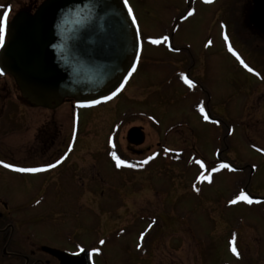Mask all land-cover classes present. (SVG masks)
<instances>
[{
    "label": "rangeland",
    "instance_id": "1",
    "mask_svg": "<svg viewBox=\"0 0 264 264\" xmlns=\"http://www.w3.org/2000/svg\"><path fill=\"white\" fill-rule=\"evenodd\" d=\"M43 1L45 0H0V6H3L0 7V17L7 5L11 8L8 18L12 19L19 11L27 7H32L34 10ZM130 2L140 29L143 45L142 65L137 73L123 85L124 87H121L112 105L90 115L87 111L78 112L81 122L84 121V123L80 127L78 153L74 156L78 161L76 166L75 164L70 168L62 166L56 171L50 170L43 175L36 174L32 178L19 179L8 176L6 178L8 184L5 185L9 186L11 191L8 187L7 189L0 187V193L8 191V196L14 204L28 205L32 212L42 213L35 216L37 219L34 220L32 229L35 226L39 228L42 216L47 215L37 236L48 241L49 244L61 240L65 246H71V243H74L90 248L92 244L97 243V249H101L103 255L96 258V264H129L132 263L130 260L134 259L126 255L125 242L112 241L103 246L104 241L101 239L107 236L108 232H113L115 228L113 223L120 221L117 215L108 214V212L119 214L122 189L123 193L128 194L130 212H136L135 208L141 207L144 201L145 207L147 203L151 206V213L150 215L145 214L146 218L150 220L156 217L157 222L164 225V227H159L157 232L155 229H149L148 225L145 227L144 222L138 223V226H130L134 228L133 230L129 228L127 236L135 235L132 239L129 237L132 242L130 247L134 254L138 252L135 239L139 233L144 232L145 238H158L159 240L170 238L173 241L172 245L163 241L162 245L152 252L157 254L154 264H259L261 260H264V202L232 204V190L237 187L242 188L244 184L236 176L219 178L215 184L216 190L215 188L213 190L210 185L208 188L204 185L203 195L197 196L193 187L192 194L187 196L183 191L189 188L190 183L194 184L204 180L197 166H194L192 173H185L183 163H173L171 165L177 166L176 175L173 174L177 192H173L172 200L169 197L162 207H158V203L151 202L154 201L151 198L154 194L153 190H148L144 198L136 200L133 197L135 195L133 191H136L137 186L136 181L140 182V178L127 174L118 176L113 171V167L106 162L107 155L104 149L107 135L112 126L118 120H122L121 116H127L129 120L126 128L140 125L146 128L144 131L148 137L145 143L139 145L140 148H134L135 150L155 146L156 143L161 142V136H163L161 132L173 128L178 133L172 135L170 141L172 140V143L176 145L177 151H184L189 145L194 149L197 157L209 159L221 144L222 138L215 127L204 124L201 117L197 115L196 109L199 104L197 97L189 99L185 96V91L180 94H177L179 91L177 93L174 91L177 85L171 79L173 72L170 63L173 55L170 54V50H159L156 44L150 42L151 39L161 40L165 36L161 33L169 26V16L164 11V5L168 4L169 0H141L140 3L130 0ZM224 6L226 11L230 9V4L225 3ZM190 24L187 32L177 35L173 42L179 47L190 45L196 56L193 65L201 67L206 59L205 56L201 57V52H199L201 50L200 41L208 34L209 24L198 18L192 20ZM217 50L218 47L215 45L210 50L214 52V57L206 62L212 63L211 67L217 68L222 74L223 93L225 94L226 89L229 90L233 85L234 79L238 75L242 76V73L235 74L230 68L227 57L223 54L217 55ZM212 78L215 79V83H220V75L213 76L212 73H208L207 81ZM200 80L202 81V77ZM9 88L0 92V111L5 103V109H9L11 103L9 101L16 100L15 107L12 106L11 111L16 110L20 115L23 114L24 119L15 116L9 118V124L17 127L25 125L27 129L17 135L10 133L7 141L16 142L17 144L13 145L21 146L20 158H26L25 162L30 163L33 155L30 156L29 150L33 143L39 141L47 143L48 141L46 139L48 135L43 134L45 120L52 121L56 118L59 124L63 122L60 139L58 140L55 133L49 136V142L52 138H57L54 144L62 145L68 135L72 110L68 103L62 104L55 110L21 108L17 102L19 92L17 90L14 92L10 86ZM233 116L230 115L229 118ZM146 122L161 130L155 129L156 133L153 127L150 128L151 126ZM123 130L121 128L119 132L122 148L132 154L125 141L127 133ZM245 137L240 133L234 135V142L238 148L231 153L232 155L230 154L231 158L240 160L243 157L249 163L260 162L262 158L255 155L249 148ZM249 140L264 145V134H251L248 137ZM39 147L40 145L37 146ZM52 148L54 147L51 143L49 149ZM1 151L5 152L4 149ZM183 157L185 158V154ZM146 175L150 176L142 177L141 182L149 179L150 182L147 184H152L151 186L155 189L160 186L161 182L168 184L167 166L162 161ZM132 178L134 184L131 182ZM28 180L32 184L29 185L32 187V192H26L28 184L26 185L25 181ZM41 182L45 184L46 189L40 187ZM125 183L131 185L126 190L123 188ZM144 185L143 183L138 184L142 187ZM138 186L136 188H139ZM179 189L182 190H180L181 193ZM263 189L264 168H260L251 190L264 197V192L260 193ZM92 190L95 194H92ZM156 205H158L157 208ZM232 206L236 209H229ZM147 211L149 210L142 213H148ZM104 221H106L105 224ZM134 221L136 219L129 220L130 223ZM233 247L236 252H233ZM149 250L150 247L148 252Z\"/></svg>",
    "mask_w": 264,
    "mask_h": 264
},
{
    "label": "flooded vegetation",
    "instance_id": "2",
    "mask_svg": "<svg viewBox=\"0 0 264 264\" xmlns=\"http://www.w3.org/2000/svg\"><path fill=\"white\" fill-rule=\"evenodd\" d=\"M134 1L137 3L141 2V0ZM127 3L131 7L130 0H128ZM225 3L230 4V9H227L228 11H226L224 6ZM160 6H162V3H160ZM254 9L255 0H169L168 4L164 5V11L167 12L169 16V26L161 34L167 36L168 40L164 41L162 38L160 40L161 43L156 44V46L159 50L169 49L170 54L173 55L171 56L170 65L173 72L171 79L177 85L174 91L176 93L179 91L177 94L185 91V96L189 99L197 97V101H199L196 109L197 115L201 117L204 124L211 125L212 128L215 127L218 133L222 135V138L221 144L214 150L213 155L209 159L197 157L196 152L189 145L184 151H177L176 145L172 143V140L170 141V138L178 133V131L173 130V128L162 131L161 133L163 136H161V142L156 143L155 146H148L145 149L135 150L134 148L140 147L128 141V134L132 128L141 127L144 130L146 128L141 125L126 128L129 124V120L127 116H121L120 119L122 120H116L117 122L112 126V129L107 135L104 151L106 150L107 164L113 167V171H115L118 176H120V174H127L129 176L138 177L140 178V182L136 181L135 185L138 186L139 183L145 184L144 187H135L136 191H133L135 194L133 197H135L136 200L141 199V197L144 198L145 195L148 194V190H153L152 193L154 194H149L152 195L151 198L154 201H150L154 202V204L158 203L159 206L156 205V208L157 206L162 207L167 198L169 199L170 197L172 200L173 192H177L176 180L173 178L177 166L171 164L179 162L183 163V172L192 173L194 166H197L202 177L210 176L212 180L211 183L206 179H202L204 181H197V183L194 184L190 183L192 186L189 184V188L183 191L187 196L192 194L193 187L198 194H196L197 196L203 195L202 190L205 189L203 188L204 185H206V188L210 185L214 190L215 184L219 178L236 176L240 182H244V184L242 188L237 187L232 190V200L237 198L241 192H244L253 201L264 202V197L251 190L253 181L257 177L260 168H264V145L262 143L251 142L252 140L248 141V137L251 134H264V31L256 25L253 19ZM24 10L33 11L32 7H27ZM132 12L134 14L133 9ZM189 12L192 13L191 16L188 15ZM196 18L206 21L209 24L208 34L200 41L201 50L199 52H201V57L205 56L206 60L213 58L214 52H210V50L216 45L218 47L216 52L217 55L223 54L227 57L230 68L235 74L242 73V76L238 75V77L234 79L233 85L229 90L226 89L225 94L223 93L224 79L220 71L217 68L211 67L212 63H207L206 60L202 63L201 67H196L193 65L195 64L194 58H196V56L192 48H190V45L188 47H179L173 42L177 35L187 32L188 28L191 26V21ZM229 48H231V51H229ZM184 54L185 56H183ZM257 59H259V61H257ZM141 65L142 62L140 60L139 66ZM245 65H247V67H245ZM249 69H251V71H249ZM208 73H212L213 76L220 75V83H215L214 78L207 81ZM185 77L191 81L194 86H189V84L185 82ZM201 77L202 81L200 80ZM9 86L12 87L14 92H16V90L18 91L13 78L3 75L0 72V92L10 89ZM17 98V102L21 108H33L22 98L20 92ZM6 99L8 100V98ZM15 101L14 99L9 101L11 102L9 109H5L6 103L2 101V103L5 104L0 111V141L2 140V142H0L2 145L0 146V187H5V189H7V187L10 188L5 185L8 184L6 182L8 176H14L19 179L32 178L33 175L36 174L43 175V173L50 170L56 171L62 166H67L69 168L74 164L76 166L78 161L74 156L78 153L80 127L82 123H84V121L81 122L78 112L87 111L89 112L88 115L93 114L95 111H101L112 105L115 99H107L97 105L89 107H80L73 101H67L66 103L70 104L72 114L70 116L69 131L66 140L62 142V145H59L60 147L55 145V140L57 138L59 140L62 134L61 126L63 122L59 124V120L56 118L52 121L45 120L43 134L45 136L48 135L46 137L48 141L47 143L44 141L33 143L32 148L30 147L29 150L30 156L33 155V159L30 158V163L25 162L27 161L26 158H20L19 154L22 152L21 146L13 145L16 142L7 141L10 133L17 135L27 129L25 125L17 127L16 125L9 124V118L19 116L21 119H24L23 114L20 115L16 110L11 111L12 106L15 107ZM201 107H203L204 112L200 111ZM205 115L208 116V120L204 119ZM230 115L234 116L229 118ZM140 118L144 119L142 116H140ZM146 123L151 126L150 128L153 127L154 130H161L160 128L154 127V125L149 122ZM121 128L127 133L125 141L127 143V148L132 154H129L127 149L124 150L122 148L123 145L119 137ZM45 129H47V131H45ZM145 132L146 131H144V134ZM155 132L157 133L156 130ZM53 133L58 137L52 138L49 142L51 134ZM237 133H240V135L244 137L246 136L245 139L247 140L249 148L255 155L262 158L260 162L249 163L246 162V159L243 157H241L240 160L231 158V153L238 148L234 142V135ZM146 134L145 141L148 137ZM51 143L54 148L50 150L49 144ZM186 143L188 144V141H186ZM39 145L40 147L37 148ZM3 149L5 152L1 151ZM112 153H115L120 159L124 160L125 166L116 167ZM184 154L185 158L183 157ZM145 160L149 162L147 164H142L141 162ZM160 161L167 166L168 184L161 182L160 186L155 189L151 186L152 184H147V182H150L149 179L143 182H141V179L142 177L148 178L150 175L148 176L146 174L156 165H160ZM197 161L202 162L204 168H201L200 163ZM5 163L14 167H35L48 170L39 173H20L13 171L11 168L3 167ZM221 163H228L234 171H229L228 169L212 171V169L218 168ZM52 164H57L58 166L51 168L50 165ZM127 164H132L134 167L129 168L126 166ZM132 180L131 182L134 184V179L132 178ZM25 183L26 185L28 184V190L26 192H32V187H30L32 184L30 181H25ZM163 185L165 187L164 189ZM123 186L126 190L127 187L131 185L125 183ZM40 187L46 189L43 182H41ZM197 188L199 192L196 191ZM216 189L217 188H215V190ZM180 190L181 189H179V191ZM262 192H264V189L260 193ZM92 194H95L94 190H92ZM162 195H164V197H161ZM93 200H95L94 197ZM119 202V214L116 212H108V214L117 215L120 221L113 223L115 227L113 232H108L107 236L101 238L104 241L103 246H106L108 242L123 241L125 242L124 249L127 253L126 255L134 258L130 260L132 263L129 264H154L157 254L152 252L162 245L163 241L172 245V239L159 240L158 238H145L144 232L139 233L138 237L135 239L138 252L134 254L133 249L130 247L132 244L130 238H134L135 235L130 234L127 236L130 226H138V223L144 222V225H146L145 227L148 225L149 229H155L157 232V229L159 227H164V225H160L156 217L151 218V221L146 218L145 214L150 215L151 213V206L147 203V207H145L144 201L141 207L135 208L136 212H130L128 194L123 193V189ZM237 203L240 204L244 202L238 201ZM88 208L91 209L90 207ZM233 208L236 209L235 206L229 209ZM145 210H149L147 211L148 213H142ZM41 214L42 213H37L36 211L32 212L28 205L14 204L8 196V191L0 193V264H63L64 262L54 256L53 252L59 251L64 254L68 253L70 256L74 257L79 255L83 250H88L90 252L92 263L96 264V258L103 255L102 251H100L101 249H97V243L92 244L90 248L74 243H71V246H65L61 240L49 244L48 241L43 240L40 236L38 237V232L40 233L43 227V221L46 220L47 215L42 216L43 219L40 222L41 226L39 228L35 226L32 229V226L34 220L37 219L35 216ZM142 214H144V216ZM130 219H136V221L130 223ZM105 222L106 221H104V224ZM133 228L134 227H131L130 230H133ZM149 247L150 250L148 252ZM64 264L75 263L66 262ZM259 264H264V260H261Z\"/></svg>",
    "mask_w": 264,
    "mask_h": 264
},
{
    "label": "water",
    "instance_id": "3",
    "mask_svg": "<svg viewBox=\"0 0 264 264\" xmlns=\"http://www.w3.org/2000/svg\"><path fill=\"white\" fill-rule=\"evenodd\" d=\"M128 8L123 0H46L34 13L21 11L8 25L0 71L34 108L95 104L136 69L141 44ZM253 19L264 31V0H255ZM128 141L143 144L142 128L131 129ZM53 254L64 263L92 264L86 252Z\"/></svg>",
    "mask_w": 264,
    "mask_h": 264
},
{
    "label": "snow or ice",
    "instance_id": "4",
    "mask_svg": "<svg viewBox=\"0 0 264 264\" xmlns=\"http://www.w3.org/2000/svg\"><path fill=\"white\" fill-rule=\"evenodd\" d=\"M128 0H125V4H127ZM0 7H3V6H0ZM11 11V8L9 7L7 10H5L3 12V15L2 17H0V46H3L4 45V41H5V33H6V29L8 27V17H9V13ZM128 13L129 15L132 16V22L135 24L136 23V18L135 16L132 14V9L131 7L128 8ZM189 16L192 15L191 12L188 13ZM136 32L137 34H139L140 32V29L139 27L137 26V29H136ZM163 40L164 41H167L168 40V37L167 36H164L163 37ZM150 42L152 44H160L161 41L158 40V39H151ZM229 51H231V48H229ZM245 67H247V65H245ZM249 71H251V69H249ZM185 82L189 84V86H194L192 84L191 81H189L186 77H185ZM109 99H111V97H109ZM98 103V102H97ZM201 112H204V109L203 107H201L200 109ZM205 120H208V116L205 115L204 117ZM112 156L113 158L115 159V165L116 167H121V166H125V161L120 159L115 153H112ZM149 159H152V158H149ZM149 161L145 160V161H142L141 163L142 164H147ZM198 163H200V166L201 168H204V164L200 161H197ZM58 165L57 164H52L50 165L51 168H55L57 167ZM127 167L131 168V167H134L132 164H127L126 165ZM3 167L5 168H11L13 171H16V172H20V173H39V172H43V171H47L48 169H44V168H23V167H14L10 164H3ZM220 169H228L229 171H234V169H232L230 167V165L228 163H221L219 164V167L216 168V169H212V171H219ZM202 179H206L209 183L212 182L211 180V177L210 176H207V177H202ZM197 192H199V189L197 188L196 189ZM238 201H243L247 204H252L254 203V201L247 195L245 194L244 192H241L240 195L233 199L231 201L232 204H236ZM256 203H259V201H255ZM101 243H103V241H101ZM233 252H236V249L235 247H233Z\"/></svg>",
    "mask_w": 264,
    "mask_h": 264
},
{
    "label": "bare ground",
    "instance_id": "5",
    "mask_svg": "<svg viewBox=\"0 0 264 264\" xmlns=\"http://www.w3.org/2000/svg\"><path fill=\"white\" fill-rule=\"evenodd\" d=\"M137 73V72H136Z\"/></svg>",
    "mask_w": 264,
    "mask_h": 264
}]
</instances>
